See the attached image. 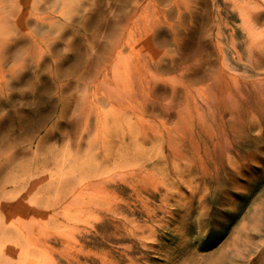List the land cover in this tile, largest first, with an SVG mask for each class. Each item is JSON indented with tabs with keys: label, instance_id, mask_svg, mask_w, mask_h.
Segmentation results:
<instances>
[{
	"label": "rangeland",
	"instance_id": "374dc122",
	"mask_svg": "<svg viewBox=\"0 0 264 264\" xmlns=\"http://www.w3.org/2000/svg\"><path fill=\"white\" fill-rule=\"evenodd\" d=\"M69 2L0 36V263L264 264V0Z\"/></svg>",
	"mask_w": 264,
	"mask_h": 264
},
{
	"label": "bare ground",
	"instance_id": "6f19581e",
	"mask_svg": "<svg viewBox=\"0 0 264 264\" xmlns=\"http://www.w3.org/2000/svg\"><path fill=\"white\" fill-rule=\"evenodd\" d=\"M7 1L8 0H0V36L2 35V34H9V35H12L14 32H15V30H17V29H15V28H17L16 26L18 25V27H19V29H20V32H27L28 33V35H32V33H33V31L32 32H30L29 31V29L23 24V26L21 25V23L23 22V21H20L21 19H22V11H23V7H25L24 5H23V3H22V0H13L14 1V3H12L10 6L12 7V9L14 10V9H17V11L15 12V17L17 18V19H14V20H16V22H14V21H11V19H10V17H11V15H13L14 14V11H11L10 9L11 8H8V6H7V4H5V3H7ZM10 1H12V0H10ZM70 0H51V3H50V0H37V2L38 3H36V5H35V7H33V8H35V10L34 11H37V13L35 14L36 16V19H40L41 20V22L42 23H46V22H49V26L52 28V29H50V30H58L59 31V34L60 33H64V31L62 30V29H59V28H61V27H57V25L55 26V24H54V22H51V17H55V12L57 11V9H58V6L59 5H61L62 4V6H61V9L59 10V18H57V19H55L56 21H58V20H66V17H65V15H67L69 12H70V10H71V8H73V5H71L70 4V2H69ZM40 2V3H39ZM32 3V2H31ZM31 3H29L28 5H31ZM9 6V7H10ZM241 9V8H240ZM246 10V9H245ZM249 10V9H248ZM32 11V10H31ZM247 11V10H246ZM251 10H249V12H250ZM29 12V11H28ZM29 13H31V12H29ZM242 13V12H241ZM244 13V14H243ZM242 14L244 15V17H245V13L246 12H243ZM247 15L249 14L248 12L246 13ZM69 15V14H68ZM242 15V16H243ZM250 15H251V13H250ZM68 17V16H67ZM25 18H27L26 16L24 17V19ZM12 20H13V18H12ZM54 20V19H53ZM52 20V21H53ZM54 20V21H55ZM46 21V22H45ZM67 21V20H66ZM42 26H44V25H42ZM43 28V27H42ZM41 28V29H42ZM39 29V28H38ZM49 30V29H48ZM38 31V30H37ZM17 32V31H16ZM38 34V33H37ZM15 35V34H14ZM45 35V34H44ZM17 36V35H16ZM31 37V36H30ZM0 39H1V41L0 42H2V43H0V80H3L4 79V70L3 69H1V68H3L2 66H3V64L5 63V62H9V61H11V60H15V59H18L17 57H19V56H21L22 55V52L25 54L26 53V55L27 56H32L33 58H34V52L36 53V50H35V48H36V46L38 45V44H36V46H34V47H30L28 50H22V48H20V39H17V37H15V38H13L12 40H10V37H5L4 36V39L2 40V38L0 37ZM31 39V38H30ZM40 39H42V36H41V38ZM5 40H6V42H5ZM44 40H46V38L44 39ZM44 40H42V43H43V41ZM34 42H36V40L34 39ZM33 42V43H34ZM4 43H7L6 45L4 44ZM29 43V42H28ZM45 43V42H44ZM12 44V46L10 47V45ZM45 45H49L48 43L47 44H45ZM38 47H40L39 45H38ZM38 47L36 48L37 50H39L38 49ZM12 50V51H10V50ZM35 50V51H34ZM42 51V50H41ZM23 54V55H24ZM25 56V55H24ZM28 60H30V59H28ZM8 64V63H7ZM15 68H17L14 64H13V66L12 67H10V70L12 71H15L14 69ZM90 108H93V107H90ZM80 110V109H79ZM93 110H94V108H93ZM90 111H92V109L90 110ZM89 111V112H90ZM96 111H98V110H96ZM86 112V111H85ZM85 112H84V114H85ZM88 112V113H89ZM81 114V113H80ZM99 115V114H98ZM88 116H86V118H87ZM97 117V116H96ZM97 119V118H96ZM88 120V119H87ZM33 121V120H32ZM47 123V119H41V120H39V121H33V124H31V122L30 121H26V122H24V125H25V128H26V130H32V129H34V128H38V127H42V126H44L45 124ZM86 124V123H85ZM84 124V125H85ZM84 129V128H83ZM91 129V128H90ZM90 132H91V130H90ZM81 137V136H80ZM82 137H83V135H82ZM80 139V138H79ZM82 139V138H81ZM96 140V139H95ZM91 141V140H90ZM94 141V140H93ZM97 141H98V139H97ZM89 142V141H88ZM90 143V142H89ZM92 143V142H91ZM40 144V143H39ZM79 144H80V142H79ZM28 147V146H27ZM44 147V146H43ZM40 149V148H39ZM28 150V149H27ZM8 151V150H7ZM10 151V150H9ZM25 151V150H24ZM30 151V150H29ZM93 151V150H92ZM14 154V153H13ZM63 155V154H62ZM66 155H68V154H66ZM1 156V155H0ZM66 157V156H65ZM68 157H70V156H68ZM67 157V158H68ZM48 158H50V157H48V156H44V157H42L41 159H34V161H32L31 163H29V161H28V163H27V161H26V164H25V162H24V166H22V168H21V171H22V174L23 175H28V176H30V175H32V180H34V176H37V175H35L36 173H43V172H45L46 171V169H47V167L49 166V163H50V160L48 159ZM59 158V157H58ZM8 159H10V158H8ZM69 159V158H68ZM67 159V160H68ZM63 160H66V159H63ZM61 161V160H60ZM9 162V161H8ZM52 162V161H51ZM66 162V161H65ZM62 163V162H61ZM60 163V164H61ZM56 164V163H55ZM17 165H19V164H17ZM52 165V164H51ZM57 165H58V163H57ZM12 166V165H11ZM15 166V165H14ZM13 166V167H14ZM56 166V165H55ZM59 166V165H58ZM73 166V165H72ZM50 167V166H49ZM3 168V167H2ZM10 168V167H9ZM70 168V167H69ZM17 169V168H16ZM66 169V168H65ZM47 170H49V169H47ZM51 171V170H50ZM62 171V170H61ZM60 171V172H61ZM67 172H68V170H67ZM21 173V172H20ZM47 173H48V171H47ZM50 173V172H49ZM64 173V172H63ZM69 173V172H68ZM44 174V173H43ZM46 174V173H45ZM18 175V174H17ZM26 175L25 176H23L22 178H16L14 181H13V185L15 186V188H19V189H23L26 185H25V181H26V179L28 178V176H27V178H25L26 177ZM59 175V174H58ZM42 176V175H41ZM40 176V177H41ZM46 176V175H45ZM34 177V178H33ZM43 177V176H42ZM60 177L62 178V176L60 175ZM59 177V180L61 179ZM38 178V177H37ZM37 178H36V180H37ZM45 178V177H44ZM81 178V177H80ZM29 179V178H28ZM83 179V178H82ZM30 180V179H29ZM48 180V179H47ZM84 180V179H83ZM11 181V180H10ZM28 181V180H27ZM31 181V180H30ZM54 181V180H53ZM52 181V182H53ZM4 182V181H3ZM33 181H31L30 183H32ZM38 182V181H37ZM62 182V181H61ZM75 182H77V181H75ZM79 182H82V181H78L77 183H78V186H79ZM29 183V182H28ZM41 183V182H40ZM0 184H3V187L5 188L6 187V185H5V183H0ZM26 184H27V182H26ZM61 184V183H60ZM63 184H64V182H63ZM63 184H61V185H63ZM88 184V183H87ZM25 185V186H24ZM58 185H59V183H58ZM81 185V184H80ZM89 185V184H88ZM40 186V185H39ZM55 186V185H54ZM64 186V185H63ZM71 186V185H70ZM85 186H87V185H85ZM75 187H77V184H76V186ZM84 187V186H83ZM3 188V189H4ZM60 189L59 187H55V189ZM87 188V187H86ZM2 189V190H3ZM74 189V188H73ZM80 189V188H79ZM1 190V189H0ZM54 189L52 188V191H53ZM62 190V189H61ZM81 190V189H80ZM55 191V190H54ZM60 191V190H59ZM66 191V190H65ZM64 191V192H65ZM1 192V191H0ZM69 192H71V191H69ZM80 192V191H79ZM78 192V193H79ZM2 193V195H3V193L4 192H1ZM8 193H10V192H7V194ZM56 193H57V191H56ZM60 193V192H59ZM62 193V192H61ZM77 193V194H78ZM14 194H16L15 192H14ZM65 194V193H64ZM66 194L67 195H69V193H67V191H66ZM76 194V193H75ZM74 194V195H75ZM76 194V195H77ZM10 195V194H9ZM9 195H6V197L8 196L9 197ZM11 195H13L12 193H11ZM57 195H60V194H57ZM73 195V196H74ZM80 195H81V193H80ZM5 196V195H4ZM15 196V197H14ZM13 197L14 198H16V195H14ZM62 196H63V194H62ZM61 196V197H62ZM78 196V195H77ZM83 196V194L81 195V197ZM5 197V198H6ZM18 197V196H17ZM78 197H80V196H78ZM20 199H22L21 197H19ZM39 198V197H38ZM48 198V197H47ZM55 200L57 199V198H55V197H53ZM63 198H65V197H63ZM62 198V199H63ZM73 198V197H72ZM11 199V198H10ZM43 199H44V197H43ZM67 199V198H66ZM65 199V200H66ZM79 199H81V198H79ZM83 199V198H82ZM6 200V199H5ZM4 200V201H5ZM18 200V199H17ZM49 200V199H48ZM64 200V199H63ZM64 200V201H65ZM75 200V199H74ZM78 200V199H77ZM3 201V200H2ZM52 201H54V200H52ZM71 201V200H70ZM22 202H24V201H22ZM25 202H27L26 200H25ZM40 202V201H39ZM49 202V201H48ZM74 202V201H73ZM34 203H38L36 200H35V202H31L30 204H34ZM50 203H52V202H50ZM61 203V200L59 199L58 200V202H56L55 204H60ZM81 203V202H80ZM1 204V203H0ZM16 204H18V203H16ZM63 204V203H62ZM77 204V203H76ZM93 204V203H92ZM37 204H35L33 207L35 208V206H36ZM66 205H68V204H66ZM44 206V205H43ZM52 206V205H51ZM50 206V207H51ZM7 206L6 205H1L0 206V214L2 215V213H5L4 211H5V208H6ZM15 207V206H14ZM44 207H46V206H44ZM47 208V207H46ZM53 208V207H52ZM56 208V207H55ZM10 209V208H9ZM35 209H37V208H35ZM34 209V210H35ZM13 210V209H12ZM59 210V209H58ZM13 213V212H12ZM53 214V213H52ZM58 216V215H57ZM56 216V217H57ZM13 218V217H12ZM14 221V220H13ZM8 222V221H7ZM12 222V221H11ZM9 226H10V224H11V226L13 225V223H10V221H9ZM3 225V224H2ZM1 224H0V235H1V237H4V236H6V235H8V234H6V228L8 227V225H6L7 227H5L4 228V226H2ZM4 225H5V222H4ZM14 227L16 226V225H13ZM19 227L18 228H20V226L21 225H18ZM17 227V226H16ZM25 227V226H24ZM12 228V227H11ZM25 228H27V227H25ZM24 228V229H25ZM7 229H9V227L7 228ZM13 229V228H12ZM24 229L22 228L21 230H19V229H17L16 230V232L18 233V235L20 236V234L22 235V238L25 236V237H28L29 235H30V232H27V231H25L24 232ZM26 230V229H25ZM13 231H14V229H13ZM10 232V231H9ZM15 232V231H14ZM14 232H11L12 234L14 233ZM16 232H15V234H16ZM11 233H9V234H11ZM11 234V235H12ZM15 234H13V236L15 235ZM29 234V235H28ZM48 235V234H47ZM18 236V237H19ZM54 236V235H53ZM0 237V239H1V241H4V240H2L3 238H1ZM8 237V236H7ZM48 237V236H47ZM50 237V236H49ZM15 239V238H14ZM14 239H12V241L13 242H16V240L14 241ZM21 239V238H20ZM20 239H18V241L20 240ZM28 239H29V237H28ZM46 239V238H45ZM26 240H27V238H26ZM26 240H22V241H24L25 243L27 242ZM31 240V239H30ZM1 241H0V258L2 257V256H4V255H6V254H4L5 253V251H4V248H6V246L5 245H1V244H4V242L5 243H7L6 241H4L3 243H1ZM8 241V240H7ZM22 241H20V242H17V245L20 243L21 244V242ZM9 242V241H8ZM24 242H22V243H24ZM31 242V241H30ZM23 244V246L24 245H26V244ZM9 244H10V242H9ZM13 243H11V245H12ZM29 245H31L30 243H28ZM11 245H10V247H11ZM14 245V244H13ZM19 246V245H18ZM27 246L28 245H26V247H24V248H26L27 249ZM33 246V245H32ZM8 247V246H7ZM14 248H15V246H14ZM7 249V248H6ZM22 249V248H21ZM12 250V249H11ZM15 250V249H14ZM13 250V251H14ZM23 251V250H22ZM16 252V251H15ZM21 252V251H20ZM23 253V252H22ZM21 253V254H22ZM8 254V253H7ZM20 254V255H21ZM24 254V253H23ZM22 254V255H23ZM28 254V253H27ZM21 255V257H23ZM25 256V255H24ZM6 256H4V258H5ZM11 257V255L8 257V258H10ZM20 257V256H19ZM26 257V256H25ZM3 258V257H2ZM2 258H1V260H2ZM8 258H6L7 260H8ZM10 259H12V258H10ZM10 259H9V262H10ZM0 260V261H1ZM6 260V261H7ZM13 260V259H12ZM11 260V261H12ZM34 260V259H33ZM42 260V259H41ZM45 261H46V258H45ZM51 261V260H50ZM2 262V261H1ZM8 262V261H7ZM6 262V263H7ZM8 262V264H11V263H13V261L11 262V263H9ZM37 263H38V261H36ZM54 262V261H53ZM3 263V262H2ZM2 263H0V264H2ZM34 263V262H33ZM45 263V262H44ZM56 263V262H55ZM14 264V263H13ZM17 264V263H16ZM21 264V263H20ZM43 264V263H42Z\"/></svg>",
	"mask_w": 264,
	"mask_h": 264
}]
</instances>
